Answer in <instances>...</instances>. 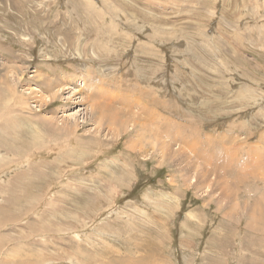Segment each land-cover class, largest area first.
Wrapping results in <instances>:
<instances>
[{
    "label": "rangeland",
    "instance_id": "1",
    "mask_svg": "<svg viewBox=\"0 0 264 264\" xmlns=\"http://www.w3.org/2000/svg\"><path fill=\"white\" fill-rule=\"evenodd\" d=\"M1 125L0 264H264V0H0Z\"/></svg>",
    "mask_w": 264,
    "mask_h": 264
},
{
    "label": "bare ground",
    "instance_id": "2",
    "mask_svg": "<svg viewBox=\"0 0 264 264\" xmlns=\"http://www.w3.org/2000/svg\"><path fill=\"white\" fill-rule=\"evenodd\" d=\"M75 62V61H74ZM82 68V67H81ZM88 70V69H87ZM85 72V71H84ZM100 92V91H99ZM117 115V114H116ZM116 117V116H115ZM64 123V122H63ZM3 125H1L0 126V128L2 127ZM10 126V125H9ZM8 126V127H9ZM5 128H6V126H4ZM10 128H11V126H10ZM15 128V127H14ZM5 130V129H4ZM182 131V130H181ZM180 131V132H181ZM68 133V132H67ZM8 134V133H7ZM14 134V133H13ZM199 137V136H198ZM19 139V138H18ZM201 139V138H200ZM203 140V139H202ZM205 143H206V141H204ZM225 142V138H223V139H218V140H213V141H210L209 142V146L211 147V148H215L216 146H217V144H219V143H224ZM13 143H14V141H13ZM4 144V143H3ZM201 144V143H200ZM18 145V144H17ZM194 145V144H193ZM8 146V145H7ZM166 146V147H165ZM167 146L168 145H164L163 143H162V146L160 147V150L162 151V153L164 154V156H165V154H166V152H169V150L170 149H168L167 148ZM189 146V145H188ZM17 147V146H16ZM195 147V146H194ZM11 149V148H10ZM178 149V148H177ZM176 149V154L179 156V155H181L180 154V152H179V150H177ZM15 150H16V148H15ZM3 151V150H2ZM1 153V152H0ZM182 153V152H181ZM170 154V153H169ZM3 155V154H2ZM183 156V155H182ZM175 159V158H174ZM183 159V158H182ZM204 159V158H203ZM204 161V160H203ZM210 162H212V163H215V160H214V158H210ZM186 163H188V162H186ZM211 163V164H212ZM191 171V170H190ZM89 203V202H88ZM82 208V207H81ZM93 209V208H92ZM88 210H90V209H88ZM91 211V210H90ZM92 212V211H91Z\"/></svg>",
    "mask_w": 264,
    "mask_h": 264
}]
</instances>
